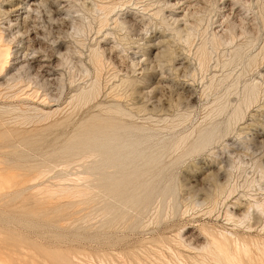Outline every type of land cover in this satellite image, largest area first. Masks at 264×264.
<instances>
[{"label":"rangeland","instance_id":"obj_1","mask_svg":"<svg viewBox=\"0 0 264 264\" xmlns=\"http://www.w3.org/2000/svg\"><path fill=\"white\" fill-rule=\"evenodd\" d=\"M1 58L0 264H212L214 232L264 239V0H0ZM104 126L141 153L139 200Z\"/></svg>","mask_w":264,"mask_h":264},{"label":"bare ground","instance_id":"obj_2","mask_svg":"<svg viewBox=\"0 0 264 264\" xmlns=\"http://www.w3.org/2000/svg\"><path fill=\"white\" fill-rule=\"evenodd\" d=\"M20 1V0H19ZM29 1V0H28ZM33 1V0H32ZM181 1V0H180ZM31 2V1H30ZM18 3V2H17ZM17 3H14L12 9L10 8L9 11L13 10L14 12L17 11L19 12V10L21 9L20 7V2L17 4ZM33 3V2H32ZM171 3V2H170ZM175 4V3H174ZM16 13V12H15ZM19 15V14H17ZM20 16V15H19ZM6 56V54H5ZM4 60L5 59H0V68L2 66V64L4 63ZM42 61V60H41ZM95 90V89H94ZM111 128L110 127H107V126H104V127H101L97 130H94V132L92 133L91 135V140L93 141V145H94V148H96L97 150H104V158H102V162L106 163L108 160L109 161H113V162H116L117 159H121L124 157V159L126 158H129L130 161L129 163H127V166L125 165L124 161L125 160H122L119 162V167L121 165H125L123 166L122 168V172H129L130 175L133 176V180L131 182V186H128L126 185L125 188H124V191L126 190H129L131 189L132 187H134L135 191H136V196L135 198H137L139 200V198L142 196V184L139 183V181L141 180L142 176L144 175V172H143V169L141 168H135V160L136 159H139V157H141V153L137 154V153H133L130 149H131V145L130 144H126L125 146H121V142L112 134L111 131H109ZM79 142V141H78ZM76 143V142H75ZM78 144V143H76ZM66 150V149H65ZM68 151V150H66ZM128 153L126 154L125 152ZM94 152V151H93ZM95 154V153H93ZM92 154V155H93ZM98 154V153H97ZM95 156V155H94ZM97 156V155H96ZM87 159V158H86ZM157 157H150L149 159H146L145 162L147 164L145 165H152L154 164V162L156 161ZM78 161V160H77ZM135 162V163H134ZM144 162V163H145ZM101 163V162H100ZM124 163V164H123ZM112 164V163H111ZM114 164V163H113ZM95 165V164H94ZM105 167V164L103 165ZM154 167V166H153ZM101 171V170H100ZM98 171V172H100ZM109 171V170H108ZM103 172V171H101ZM107 172V171H106ZM104 174V173H103ZM86 178V176H85ZM80 180V178H78ZM77 179V180H78ZM112 179H116V183H115V187L114 189L115 190H118L119 186H120V181L117 180L116 176H112V177H104L102 179H100L99 181H101L102 183H104L105 185H107L106 189H108L110 186L108 185L109 181L112 180ZM76 180V181H77ZM78 180V181H79ZM75 181V182H76ZM89 181V180H88ZM86 181V182H88ZM93 181V180H91ZM90 181V183H91ZM123 182H125V180H122ZM74 183V182H73ZM79 184V182H77ZM77 183H75L77 185ZM74 184V186H75ZM103 184V185H104ZM80 185V184H79ZM78 185V186H79ZM87 185V184H86ZM94 186V183L92 184ZM90 184V186H92ZM97 185V183H96ZM95 185V186H96ZM77 186L78 188V191L80 190L79 187ZM82 186V185H81ZM84 186V185H83ZM89 186V187H90ZM94 186V187H95ZM102 186V185H101ZM111 186H114L113 183L111 184ZM59 187V186H58ZM61 187V185H60ZM60 187H59V194H60ZM68 187V186H67ZM103 187V186H102ZM105 187V186H104ZM121 187V186H120ZM37 188V187H36ZM45 188V187H43ZM71 188H74V187H71ZM83 187H81L82 189ZM149 188V186H148ZM151 188V187H150ZM41 189V188H39ZM58 189V188H57ZM69 189V188H68ZM113 189V188H112ZM42 190V189H41ZM64 190H66V187H64ZM62 191V192H65V191ZM72 190V189H71ZM70 190V192H71ZM76 190V188L74 189ZM95 190V189H94ZM46 191V189H45ZM58 190H56V193H57ZM69 191V190H68ZM77 191V192H78ZM93 191V189H92ZM96 191V190H95ZM55 193V190L53 191H50L49 193ZM61 192V194H62ZM82 192V191H80ZM89 192V191H88ZM91 192V190H90ZM127 192V191H126ZM147 192V191H146ZM67 193V191L65 192ZM64 193V194H65ZM69 193V192H68ZM67 193V194H68ZM76 193V192H74ZM73 193L72 196H74L75 194ZM83 193V192H82ZM81 194V193H76V197ZM95 194V193H94ZM103 194V193H102ZM146 193L144 192L143 195H145ZM104 195V194H103ZM107 195V194H106ZM131 198V197H130ZM132 203L134 202L133 200L131 201ZM125 205V204H124ZM123 205V206H124ZM258 205V204H256ZM125 217V216H124ZM147 225V224H146ZM210 230V229H209ZM218 230V229H217ZM212 231V230H211ZM225 231V230H224ZM204 233H206V231H204ZM215 233V232H214ZM212 234L211 236L209 235V237H211V241L209 244H207V246L205 247L204 250H206V248H208V250H210L211 254H212V259L211 261H213L215 264H264V239L261 240V241H257V240H251L249 239V241L245 239H239L238 237H235V236H228L227 234H225L226 232H217L215 234ZM207 234V233H206ZM205 234V235H206ZM206 235V236H208ZM230 235V234H229ZM208 238V237H207ZM209 239V238H208ZM261 239V238H260ZM185 244V243H184ZM204 246V245H203ZM182 247V246H181ZM254 247V248H253ZM201 248V247H200ZM204 248V247H203ZM154 249V248H153ZM253 249H256V252L259 251L261 253V256L259 254V258L261 257V260L256 262V255H255V258L253 257L254 254L252 255V250ZM155 250V249H154ZM168 250V249H167ZM203 250V249H202ZM144 251V250H143ZM153 251V250H152ZM171 251V250H170ZM201 251V250H200ZM255 251V250H254ZM155 253V252H154ZM210 254V253H209ZM211 254L209 256H211ZM122 256V255H121ZM150 256V255H149ZM152 256V255H151ZM119 257V256H118ZM199 257V255L197 256ZM202 257V256H201ZM146 258V257H145ZM121 259V258H119ZM200 259V258H199ZM137 260V258H136ZM256 260V261H255ZM139 261V260H138ZM200 262V260H199ZM210 262V261H209ZM212 263V264H214ZM202 264V263H200ZM208 264V263H207ZM211 264V263H210Z\"/></svg>","mask_w":264,"mask_h":264}]
</instances>
